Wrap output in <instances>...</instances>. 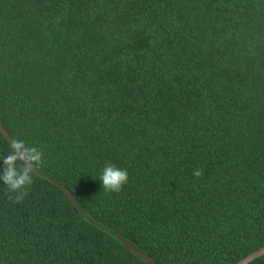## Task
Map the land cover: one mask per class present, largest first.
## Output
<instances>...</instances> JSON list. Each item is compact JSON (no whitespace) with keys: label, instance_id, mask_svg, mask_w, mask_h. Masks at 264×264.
Wrapping results in <instances>:
<instances>
[{"label":"trees","instance_id":"16d2710c","mask_svg":"<svg viewBox=\"0 0 264 264\" xmlns=\"http://www.w3.org/2000/svg\"><path fill=\"white\" fill-rule=\"evenodd\" d=\"M0 124L157 264H236L264 245V0H0ZM27 192L0 183V264H144L45 177Z\"/></svg>","mask_w":264,"mask_h":264},{"label":"clouds","instance_id":"9594fccd","mask_svg":"<svg viewBox=\"0 0 264 264\" xmlns=\"http://www.w3.org/2000/svg\"><path fill=\"white\" fill-rule=\"evenodd\" d=\"M0 161H2L0 183L7 187L8 198L14 203L22 202L28 195L27 189L33 182L36 168L43 163V152L35 146L26 144L22 139H14L11 141V151ZM193 176L201 177L202 170H194ZM99 181L105 192L118 193L127 183L128 173L126 169L108 163L102 169Z\"/></svg>","mask_w":264,"mask_h":264},{"label":"water","instance_id":"95a60500","mask_svg":"<svg viewBox=\"0 0 264 264\" xmlns=\"http://www.w3.org/2000/svg\"><path fill=\"white\" fill-rule=\"evenodd\" d=\"M0 133L4 136V138L9 142V144L11 145V140L10 137L7 133V131L4 129V127L0 124ZM37 176H41V177H45L50 183H52L53 185H55L59 190H61L64 195L68 198V200L73 204V206L75 207V209L77 211H79L85 218L86 220L93 226L100 228L106 232H108L109 234L115 236L118 241L123 244V246L133 252L137 258L141 259L143 261L144 264H157L149 255L143 253L140 249H138L137 247H135L133 244H131L129 241H127L126 239H124L123 237L119 236L118 234L109 231L105 228H102L101 226H99L98 224H96L94 221H92L86 214L85 212L80 208V206L76 203L75 199L73 198L72 194L70 193V191L64 187L62 184L56 182L54 179H52L51 177H48L40 172H34ZM264 256V245L262 247H260L258 250H256L255 252H253L252 254L248 255L247 257L241 259L238 263L236 264H249L251 262H253L255 259L260 258Z\"/></svg>","mask_w":264,"mask_h":264}]
</instances>
